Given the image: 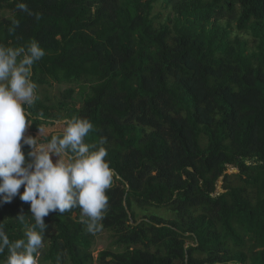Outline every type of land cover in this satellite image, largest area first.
Wrapping results in <instances>:
<instances>
[{"label": "trees", "instance_id": "trees-1", "mask_svg": "<svg viewBox=\"0 0 264 264\" xmlns=\"http://www.w3.org/2000/svg\"><path fill=\"white\" fill-rule=\"evenodd\" d=\"M32 41L38 89L70 85L29 109L51 128L37 147L87 118L116 173L100 229L116 249L94 258L80 208L50 212L39 264H264V0H0V44ZM34 222L19 196L0 206L10 240Z\"/></svg>", "mask_w": 264, "mask_h": 264}, {"label": "clouds", "instance_id": "clouds-1", "mask_svg": "<svg viewBox=\"0 0 264 264\" xmlns=\"http://www.w3.org/2000/svg\"><path fill=\"white\" fill-rule=\"evenodd\" d=\"M17 8L32 14L25 3H18ZM44 55L37 41L26 48L0 44V206L19 196L30 202L35 221L16 240H10L0 223V255L7 250L3 264H39L48 227L44 217L50 212L63 214L79 207L87 231H99L108 207L106 191L116 175L105 159L108 151L102 145L106 139L100 146L85 141L94 127L87 118L65 120L63 131L39 147L37 137L25 135L32 124L29 109L39 99L32 68ZM24 146L30 148L27 158ZM53 156L58 157L55 163Z\"/></svg>", "mask_w": 264, "mask_h": 264}, {"label": "rangeland", "instance_id": "rangeland-1", "mask_svg": "<svg viewBox=\"0 0 264 264\" xmlns=\"http://www.w3.org/2000/svg\"><path fill=\"white\" fill-rule=\"evenodd\" d=\"M154 13L161 14L157 18V23H167L166 17L168 15V11L163 8V5H156ZM70 87L69 84H56L52 83L49 85H46L45 87H40L37 92L40 95V98L42 100H48L47 104L48 105H56L59 100H61V94L65 89H68ZM77 91V89H76ZM76 97V94H74ZM63 114H66V112H63ZM66 120V119H65ZM64 119H61L59 123H63L65 121ZM51 132V128H45L42 129L41 131L38 129H34V127L27 126L25 130V135L26 136H32V137H37V140L40 139L43 135H48ZM52 135L57 134V132L51 133ZM58 157L53 156V162L55 163L56 159ZM221 182L218 184V190H221ZM148 214L151 213H157L160 216L164 217L165 219H171L173 217L172 213L169 212L165 207H159V208H150L149 211L147 212ZM49 234L46 233V237L48 238ZM110 232L106 230H99L95 236V242H94V253L93 256L94 258H97L98 253L102 250L105 249H112L115 250L116 247H114L112 243V239L110 238ZM190 244V243H189ZM177 264H180L178 262Z\"/></svg>", "mask_w": 264, "mask_h": 264}]
</instances>
